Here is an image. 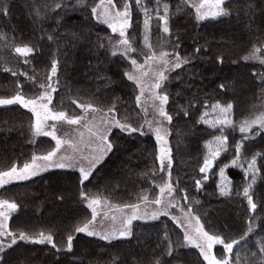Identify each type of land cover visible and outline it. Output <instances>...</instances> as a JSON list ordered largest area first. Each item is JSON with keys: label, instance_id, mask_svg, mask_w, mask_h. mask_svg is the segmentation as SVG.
<instances>
[{"label": "trees", "instance_id": "trees-1", "mask_svg": "<svg viewBox=\"0 0 264 264\" xmlns=\"http://www.w3.org/2000/svg\"><path fill=\"white\" fill-rule=\"evenodd\" d=\"M62 1L0 0V98L15 95L18 84L25 97L41 95L49 84L52 62L57 61L53 110H70L77 100L107 112L114 107L120 117L136 119V89L125 75L127 62L112 54L116 36L94 21L88 10L74 18L61 16L56 5ZM115 1L121 7L127 2ZM140 3L139 8L136 0L129 5L128 37L134 49H150L144 40L146 8L152 16L147 43L151 48L173 44L188 61L169 75L162 88L172 117L171 180L176 193L179 197L186 193L193 210L202 214L207 230L228 242L240 240L250 226L253 233L236 247L232 263L264 264V254L259 251V243L264 242V131L255 128L246 134L238 128L264 108V63L245 59L254 48H261L264 58V1L229 0L228 15L206 22L197 21L194 10L183 0H159V6L157 0ZM163 4L169 5V34L163 33L157 18V11L164 13ZM24 45L33 48L27 58L15 53V47ZM217 102L233 105L229 113L232 126H210L219 112L212 108ZM202 116L209 123L201 122ZM33 122L32 113L19 105L0 108V171L22 166L54 146L50 139H35ZM221 135L227 139L214 166L201 173L205 159L218 150L215 137ZM245 135L248 139H243ZM109 140L112 151L83 184L78 171L53 170L0 190L1 199L18 206L10 222L12 231L52 234L57 245L19 243L4 254L0 264H205L197 251L176 248L182 233L171 222L135 223L131 239L114 242L75 231L91 217L82 192L89 198L134 204L166 179L151 136L117 131ZM241 142L237 159L236 145ZM256 154H260L258 171L249 194L257 208L252 211L243 188L252 183V172L246 170ZM221 168L229 180L228 195L221 194ZM69 235L73 236L72 249L64 251Z\"/></svg>", "mask_w": 264, "mask_h": 264}, {"label": "snow or ice", "instance_id": "snow-or-ice-1", "mask_svg": "<svg viewBox=\"0 0 264 264\" xmlns=\"http://www.w3.org/2000/svg\"><path fill=\"white\" fill-rule=\"evenodd\" d=\"M226 0H201V3L199 4H193L192 6L195 7L196 13H197V20H205L209 17L211 18H217L220 16H226L229 14L227 8L224 7ZM108 7H103L104 0H100V4H98L96 7L92 8L93 16L96 17V19L101 20V22L107 24L113 33H116L119 31V37L123 38L118 41V45H114L113 47L116 48L118 46H123V54L127 55L128 52L134 51L132 48L129 40L126 38V29L130 27V10H129V4L125 2L123 5V10H116L113 12L112 10L115 9V4L113 3V0H107ZM157 4L159 6V0H157ZM136 6L139 8L141 7L140 0H136ZM57 8L60 7L59 4L56 5ZM98 9H101L98 11ZM164 13L163 15L159 14V11H157V18L160 22H162V31L165 34H169L170 29L168 27V15H169V5L163 4ZM4 14H7V8L2 9ZM145 13V19H144V40L146 42V46L151 48V45L148 44L149 40V32H150V21L152 19V16L148 9H144ZM119 26V28L117 27ZM2 38V37H0ZM49 39H52V37H49ZM199 51V49H197ZM261 52V48H254L252 54L249 57H245V59H259L261 63H264V58H261L257 55V53ZM15 53L27 58L30 54L33 53V48L29 47L27 45L24 46H17L15 47ZM113 55H116V51L114 50ZM172 55L168 52L161 51L159 53V57L156 56V54L153 52L151 55L146 57L147 60H156L159 64L162 65V68L155 72L154 75L157 77L156 82L151 86L154 89H160L162 87V82L167 79V76L165 75V72L169 71V64L171 63L172 68H180L182 67V64L188 63L187 60H181L178 54H175L174 62L170 61L168 57ZM25 62L27 60L25 59ZM131 64L134 66L135 72H138L139 75L133 74L132 72H126L125 75L127 78L131 81H135L138 86L141 87V95L144 93V86L142 85L141 81L144 76L148 75V72L141 71L143 68V65H138L137 60L132 59ZM5 71H9V69L5 68ZM57 72V61L52 62L51 66V75L54 76ZM13 75H16V73H12ZM49 80H51V76L48 77ZM41 87H45V85H41ZM47 87L51 88V85H47ZM223 87V85H221ZM52 91H56V89H52ZM153 98L155 100H158L160 103L159 105H154L155 111L157 112L159 117L164 118L168 122H171L172 117L168 115V113L164 109V105L168 101V96L165 95H159L153 93ZM140 96L136 97L137 103L139 105L140 103ZM44 101H47L46 103ZM52 101V96L49 92L45 91L41 95H39L36 98H29L26 99L21 91H20V85H17V91L15 95H13L11 98H0V106H11L19 104L23 106L24 108H30V111H32L36 116V123L33 125V135L34 136H51L53 140L56 141L55 148L49 152H47L46 155L42 156H33L30 163L23 164L22 167L19 169L16 165L11 166L7 170L0 171V187H4L13 181H22L30 179L33 176L39 175L41 171L48 170L49 167H57V168H65V167H73L76 163L75 153L78 151V148L75 144H73L70 140H62L58 139L55 134V125H52L53 131H46L45 128L47 127L46 122L48 120H54V121H66L70 125L79 124L80 121L83 119L81 116H76L74 118L68 117L65 111H51L48 108V104H50ZM73 103H77L76 101H73ZM77 107L80 108H92V105H81L77 104ZM233 105L227 104L226 106H221L218 102L214 105H212L213 110L219 109V112L217 113V118L215 123L210 124L211 127H216L217 124L224 125V126H232L233 122L228 118L229 113L232 110ZM95 111V109H93ZM115 109L114 107L112 109H109V112L114 113ZM145 111H147L145 109ZM187 115V113H185ZM207 115V113H205ZM201 122L203 123H209V121L204 119V116L201 117ZM151 131H153L156 135V140L158 142L167 143L164 137L167 135V129L163 128L162 126L152 127L151 121H146ZM161 121H157V125H160ZM259 125V128L261 130H264V113H261L259 116L256 117V119L252 121H245L243 124L240 125L239 131L241 133H247L253 129L254 126ZM111 127H118L121 129V131L132 133L139 131L142 135L146 134L143 132V125H140L139 127H133L130 123L127 122H120L118 120H114V122H109L107 120L103 121V126H96V131L93 132L92 129H89V132L91 135L95 136L99 141H101V144L103 147L101 148V152H111L113 149V145L111 142L108 141V135L107 132L110 130ZM221 133H223V128L220 129ZM226 137L221 135L215 137L214 142L217 144L218 150L216 152H213L211 154V158H206L204 161V166L200 168V172L204 173L206 172L209 167L211 166V160L214 159L216 156L219 155V149L222 148L226 143ZM243 139H248V137L245 135ZM213 142H209L211 144ZM65 144H68V146L72 149L73 155H64L61 156L59 161H55L54 158L57 156V153L60 151L61 147ZM243 147V142L236 145V153H237V159L239 158L240 149ZM260 154H256L252 157L251 162L248 165V169L246 171L252 172V183H249L246 187L243 188V196L247 199L248 205L250 206V210L255 211L257 208L256 203L253 202V197L249 194L250 189L252 188L253 184L255 183V174L258 171L256 168V162H257V156ZM42 161L43 163L38 164L37 161ZM157 160L160 165V171L164 172L166 169L168 170V176L170 178L171 175V168H172V159L170 155V150L167 148L161 146L159 150V155L157 156ZM167 161V163H166ZM99 162L98 158H94L90 162L89 168L86 170L84 167H80V173H81V183L83 184L85 181H88L92 170L95 168L96 164ZM236 160L233 161V164H236ZM220 175L223 178L224 176V169H220ZM206 178V177H205ZM197 186L201 184L200 180L196 181ZM165 190H167V193L169 196L172 195V193L175 191L173 188L170 179L168 182H166L163 186L160 187V193L164 194ZM221 194L222 195H228L230 194L228 191L225 190V186L221 187ZM81 197L85 200H88V207L92 208V220L84 223L82 226H79L75 229L76 232L79 233H87L89 236L94 235H100L101 239L104 240H110L112 238H115L116 230H113L112 232H107L101 235L97 231L94 230L93 224L97 216L96 208L93 207V205H99L100 199L99 198H89L88 195L84 192L81 193ZM185 200L188 199L187 194L185 193L184 197ZM144 200H147V197H143ZM152 203L156 205H161L162 200L160 198L155 199L152 201ZM17 204L15 202H10L6 199H0V236H9L11 237V243L8 244V247L11 248L12 245L16 244L17 238L19 240H28L33 243H48L51 244L53 248H56L57 245L53 242V236L51 234H45L43 232L39 233L38 237H32L27 235L24 232H20L18 237L13 234L12 232L8 231V225L7 221L9 218L10 213L14 212L17 209ZM127 207H130L133 209L132 215L127 217L124 221H122V227L118 230L120 237H126L131 235V224L133 220L140 219L141 217L137 215V211L139 206L138 205H128ZM167 207H175V205L168 201L166 204H164V208ZM188 212H191V209L188 210ZM167 211H157L153 212L150 215L151 219H157L159 215H167ZM147 215V214H145ZM196 220V227L190 232L188 229L191 228V224L189 223L188 226L185 228L184 232V240L195 247H197L200 250V254L203 256V259L207 261V264H232V258L231 254L233 252L234 245H237L240 243V240L237 239H231L230 242L227 241V238H222L220 235L215 234H209L207 231L204 230V226L200 224L198 217H192ZM116 218L113 217V220ZM91 229V230H90ZM252 228L249 226L247 229V232H245L244 236H242L240 239L243 240L247 237L249 233H251ZM165 239H167V236H165ZM72 240L73 236L69 235L67 237V248L68 250H71L72 248ZM214 245H223V249L227 255H225L223 258L218 259L213 253L212 248ZM169 247H171L169 245ZM0 251H3V245L0 243ZM259 251L261 254H264V242L259 243ZM171 251L168 252V255H171ZM253 256L256 255V253H252ZM156 264H159V261L156 262Z\"/></svg>", "mask_w": 264, "mask_h": 264}, {"label": "rangeland", "instance_id": "rangeland-1", "mask_svg": "<svg viewBox=\"0 0 264 264\" xmlns=\"http://www.w3.org/2000/svg\"><path fill=\"white\" fill-rule=\"evenodd\" d=\"M228 1L229 0H226V2H225V5H224L225 8H227L226 4ZM113 3L116 6L115 9L112 10L113 12H115L116 10H121V11L123 10V7L119 6V4L115 0H113ZM127 3L130 5V0H127ZM183 3L194 10L196 18H197L196 9L192 5L201 3V0H183ZM98 4H100V0H96V1L95 0H63L62 3L60 4V7L58 8V12H60L59 14L63 17L69 16V17L74 18V17H77L79 15V12H81L83 10H88V11H90V15H91V17H93L94 21H96L102 25H105L106 27H108L111 30V28L107 24L101 22V20H98V19H96V17L93 16L92 8L96 7ZM103 7H108L107 0H104ZM100 10L101 9H98V11H100ZM130 16H131V12H130ZM221 17H223V16H220V17H217L214 19L209 17L205 20H197V21L206 22V21H211V20H217ZM117 27L119 28V26H117ZM130 27H131V20H130ZM130 27H128L126 29V38L128 40H129L128 33L130 30ZM113 34L116 36V38L112 44V52L115 50L116 54L125 58V60L127 62V71L126 72H132L133 74L139 75L138 72H135L134 66L131 64L132 59L137 60L138 65H143V68L141 69V71L148 72V75L144 76L142 78V81H141L142 85L144 86L143 95H141V87L138 86L135 81H131L127 78L130 82H132L135 85V89H136L135 90V95H136L135 97H137V96L141 97L139 105H138L137 100H136V105H137L138 110H139V115L137 117L135 115L136 119L134 117H132L130 119H125V118L120 117L119 114L115 111H114V113L102 111V110H100L94 106H92V108L77 107V104H81V105H85V106H87L88 104H83L77 100H74L77 103H73V107L70 110H67V111L62 110V111H65L66 114L68 115V117H71V118H74L76 116L83 117V119L80 121L79 124L70 125L66 121H54V120L50 119L46 122L47 127L45 128L46 131H53V128L51 126L55 125L56 126L55 127V134H56L58 139L70 140L73 144H75L77 146L78 151L75 153L76 163L74 164V166L73 167H65V168H57V167L52 166V167H49L48 170L41 171L39 173V175L33 176L30 179L22 180V181H13L12 183H10L4 187L10 186V185H13L16 183H22V182L30 181V180H32V179H34L40 175H43V174H45L49 171H53V170H73V171H78L80 173V167H84L87 170L90 166V162L94 158H98L99 162L96 164L95 168L92 170V173H93L94 170L105 160V158L108 156V154L110 152H104V153L101 152V148L103 147V145L101 144V141H99L95 136L91 135V133L89 132V129L91 128L92 131L95 132L96 126H103V121H105V120H107L109 122H114V120H118L122 123L127 122V123H130L133 127H139L140 125H143L144 126L143 132L146 133L143 135H149L155 140V142L158 146V155H159L160 147L163 146V147L167 148L168 150H170V155H171V159H172V151H171V145H170L171 144L170 143V135H171V122H172V120H171V122H168L164 118L158 116L157 112L155 111L154 105L158 106L160 102L153 98V93L159 94V95H165V94L167 95V93H165L164 90H162L164 83L169 78V75L174 73L179 68H172L171 63H170L169 64L170 70L165 72L167 79L162 82V87L160 89H154L151 87L157 80V77L154 75V73L159 71L162 68V65L159 64L156 60H147L146 61V57L151 55L153 52L156 54L157 57H159V53L161 51H165V52L172 54L168 57V59L170 61L174 62L175 54H178L182 61H183V59H182L181 55L179 54L177 48H175V46L173 44H170V43H168L169 46H166V45H161V46L157 45L156 46V44H154L152 46V48L146 50L145 52L136 51V49H134V47L130 43L132 48L134 49V51L128 52L127 55H125V54H123V46H118L116 48L113 47L114 45H118V41L120 39H123V38L119 37V31H117L116 33H113ZM257 55L260 56L261 58H263V56L260 55V52L257 53ZM254 60L261 63L259 59H254ZM183 65H185V64H182V66ZM57 74H58V68H57V72L54 76L50 75L51 80L49 81V84L51 85V88L47 87V89L45 90V91L49 92L52 96V101L50 104H48V108L53 112L56 111V110H53L51 108L52 103H53L54 98H55L56 91H52V89L53 88L57 89V86H58V82L56 81ZM25 98L29 99V97H25ZM34 98H36V97H34ZM168 101L163 107H164L165 111L168 113V115H170L168 112ZM44 102L46 103L47 101H44ZM16 105H19V104H16ZM19 106H21V105H19ZM1 107H6V106H0V108ZM21 107L32 113L33 119H34V122H33V125H34L36 123V116L32 111H30L31 106L29 108H24L23 106H21ZM93 109H95V111H93ZM145 109L147 111H145ZM261 113H264V108L261 111H259L258 113H256L253 118L246 120V121H252V120L256 119V117L259 116ZM228 118H229V115H228ZM146 121H151L153 128L157 127V126H162L163 128L167 129V135L164 137V139L167 142L166 144L163 142H158L156 140L155 133L150 130ZM157 121H161V124L157 125ZM240 125L238 126V128L240 127ZM255 128H258L259 130H261L259 128V125H256L253 127V129H255ZM33 131H34V129H33ZM117 131L124 132V131H121V129L118 127H111L110 130L107 132L109 142H110V140H109L110 136ZM251 131H249L247 133H250ZM261 131H264V130H261ZM125 133H128V132H125ZM132 133L141 134L139 131L132 132ZM34 137L36 140H39L41 138H47V139H50L53 141L54 146L50 150H48L47 152H49L55 148L56 141L53 140L51 136L40 135V136H34ZM47 152L44 154H36L35 156L39 157L42 155H46ZM64 155H73V151L68 146V144H65L61 147L60 151L57 153V156L54 158V160L59 161L60 157L64 156ZM30 162H28V163H30ZM37 163L40 164L43 162L38 160ZM166 163H167V161H166ZM214 164H215V158L211 160V166L206 171V173L209 172L210 168L212 167V165L214 166ZM172 165H173V160H172ZM22 166H17V168L19 169ZM158 166L160 169L159 162H158ZM163 173L166 175L165 181L162 184H160L157 188H155L154 191H152L150 194L145 195L147 197V200H144L142 198L134 204L120 205V204H115V203H113V202H111L105 198L92 197V198H99L100 199L99 205H93V207L96 208V212H97V216H96V219H95L94 224H93L94 230L97 231L98 233H100L101 235H103L104 233H107V232H112L113 230H116V233H115V238H112L110 240L101 239L100 235H94L91 237L101 239V240H104L107 242H114V241H118V240H129L133 236V227H134L135 223H154V222H158V221H165V222H171V223L177 225L179 227L181 233H182L181 242H178L176 244L177 249L186 250V251L187 250H195L200 254V250L197 247H195L191 244H188L184 240L185 228L190 223L192 227L189 228L188 230L191 232L196 227V220L193 219L192 217H198L200 224H202L204 226V230L207 231L209 234H212V233H210L207 230L202 214L200 212L199 213L195 212L193 210V208L191 207V205H190L191 201L189 200V198L187 200H185L183 198V196H181L182 197L181 198L177 195L176 188L173 185L172 180H171V175H170V178L168 176V170L166 169ZM80 175H81V173H80ZM169 179H170V182H171L173 188L175 189V191L172 193L171 196L168 195L167 190H165L164 194L160 193V187L163 186L166 182H168ZM222 186H225V190L227 188H229V180H228L226 174H224ZM2 188L3 187H0V190ZM157 198H160L162 200L161 205H156V204L152 203V201H154ZM168 201H171L175 205V207H167L165 209L164 204H166ZM88 203H89V201L87 200V202H86L87 207H88ZM128 205H138L139 208L137 211V215H139L141 218L132 221V224L130 226V228H131V235L130 236L120 237L118 230L122 227V221H124L127 217L131 216L132 212H133L132 208L127 207ZM88 209H89L90 214H91V217L89 219V221H90V220H92V208L88 207ZM189 209H191L190 213L188 212ZM163 210H166L168 214L167 215H159L157 219H151L150 218L151 213L157 212V211H163ZM17 211H18V207L14 212L10 213L8 221H7V225H8V231L12 232L13 234H15L18 237L19 234L12 231L10 228L11 219L17 213ZM145 214H147V215H145ZM113 217H115L116 219L113 220ZM252 233H253V231H251V233H249V235ZM83 234L87 235V233H83ZM29 236L38 237V235H29ZM245 239H243V240L240 239V243L237 245H234L233 252L236 249V247L239 246ZM53 242L55 243L54 236H53ZM0 243H2V245H3V251H0V263H1V260L4 257V254L10 249L8 247V244L11 243V237H9L7 235L0 236ZM19 243L52 246L51 244H48V243H43V244L33 243V242L28 241V240H19L17 238L16 244H19ZM16 244H14V245H16ZM14 245H12V247ZM62 250L70 251V250H68L67 246ZM233 252H232V254H233ZM212 253L218 259L223 258L225 255H227V253H225V251L223 249V245H214L212 248ZM232 254H231V258H232ZM201 257L203 259L202 255H201ZM203 261L205 262V264H207V261H205L204 259H203Z\"/></svg>", "mask_w": 264, "mask_h": 264}]
</instances>
